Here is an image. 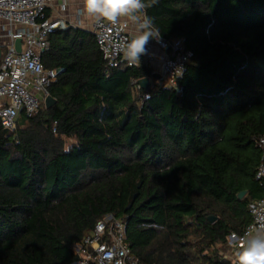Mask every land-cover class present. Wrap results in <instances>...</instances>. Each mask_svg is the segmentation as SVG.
Returning <instances> with one entry per match:
<instances>
[{
	"label": "trees",
	"instance_id": "obj_1",
	"mask_svg": "<svg viewBox=\"0 0 264 264\" xmlns=\"http://www.w3.org/2000/svg\"><path fill=\"white\" fill-rule=\"evenodd\" d=\"M144 11L192 52L174 87L146 62L110 66L87 29L50 33L56 102L9 134L0 121V264H72V245L107 215L126 222L143 264H232L227 236L264 195V0Z\"/></svg>",
	"mask_w": 264,
	"mask_h": 264
},
{
	"label": "built area",
	"instance_id": "obj_2",
	"mask_svg": "<svg viewBox=\"0 0 264 264\" xmlns=\"http://www.w3.org/2000/svg\"><path fill=\"white\" fill-rule=\"evenodd\" d=\"M77 3L75 8L70 7ZM83 0H0V121L3 128L16 130L22 114H35L57 80L58 70L46 67L42 54L50 47V33L58 29L80 27L91 31L110 66L121 64L138 66L149 63L160 74L159 81L168 87L177 85L183 76L192 52L185 48L183 39H150L147 54L140 63H129L123 55L127 41L135 35L131 22L121 18L118 25L99 22L91 18L90 26H84L87 15L81 13ZM48 12V16L46 15ZM5 38V40H1ZM21 38V50L16 49V39ZM166 52L157 62L156 51ZM182 71V75L178 74ZM137 91L142 89L139 80L133 79ZM147 97V95H145ZM259 143L264 145V138ZM257 177L264 183V161L259 165ZM264 195L249 204L251 222L243 232H231L227 236L229 249L223 256L235 264L234 251L239 236L250 228L258 227L257 217L264 216ZM72 249L77 259L72 264H143L127 244L126 222L107 215L100 219L82 240Z\"/></svg>",
	"mask_w": 264,
	"mask_h": 264
},
{
	"label": "clouds",
	"instance_id": "obj_3",
	"mask_svg": "<svg viewBox=\"0 0 264 264\" xmlns=\"http://www.w3.org/2000/svg\"><path fill=\"white\" fill-rule=\"evenodd\" d=\"M157 0L145 3L144 0H83L81 13L96 21L107 22L113 26L121 18H127L136 25L137 35L127 41L123 55L129 63H140L147 54L146 45L150 39L159 40L160 33L153 29L152 20L145 13ZM182 75V71L178 76ZM264 206V202H261ZM258 227L250 228L239 236L234 251L235 264H264V216L257 217Z\"/></svg>",
	"mask_w": 264,
	"mask_h": 264
},
{
	"label": "water",
	"instance_id": "obj_4",
	"mask_svg": "<svg viewBox=\"0 0 264 264\" xmlns=\"http://www.w3.org/2000/svg\"><path fill=\"white\" fill-rule=\"evenodd\" d=\"M21 43H22L21 38L16 39V49H17L18 51L21 50ZM2 53H3V50H2V48L0 47V59H1V57H2ZM152 76H153L154 78H157V79L160 78V74H159L158 72H154V73L152 74ZM139 83H140V85H141L142 88H147V87L150 85V77L140 78V79H139ZM55 102H56V98H54L52 95H48V96L46 97V100H45V106H46L47 108H50V107H52V106L54 105ZM4 132L7 133V134H9V133H10V130L7 129V128H4ZM246 193H247L246 190L241 191V192L238 193V197H239V198H242ZM210 219H211V220H215V217H214V216H210Z\"/></svg>",
	"mask_w": 264,
	"mask_h": 264
},
{
	"label": "crops",
	"instance_id": "obj_5",
	"mask_svg": "<svg viewBox=\"0 0 264 264\" xmlns=\"http://www.w3.org/2000/svg\"><path fill=\"white\" fill-rule=\"evenodd\" d=\"M131 31L134 33V35H137L136 25L133 22H131ZM165 56H166L165 51H161V50L156 51L157 62L162 60Z\"/></svg>",
	"mask_w": 264,
	"mask_h": 264
},
{
	"label": "rangeland",
	"instance_id": "obj_6",
	"mask_svg": "<svg viewBox=\"0 0 264 264\" xmlns=\"http://www.w3.org/2000/svg\"><path fill=\"white\" fill-rule=\"evenodd\" d=\"M76 5H77V3L72 4L70 7L75 8ZM82 7H83V3H82ZM90 20H91V17H89V16L85 17V20H84V26H85L86 28H88V27L90 26ZM1 40L3 41V40H5V38H1Z\"/></svg>",
	"mask_w": 264,
	"mask_h": 264
}]
</instances>
